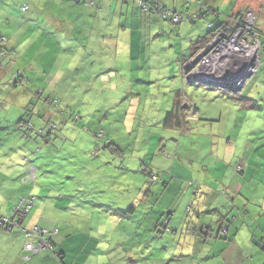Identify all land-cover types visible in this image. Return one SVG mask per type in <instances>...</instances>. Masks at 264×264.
Listing matches in <instances>:
<instances>
[{
  "label": "rangeland",
  "instance_id": "1",
  "mask_svg": "<svg viewBox=\"0 0 264 264\" xmlns=\"http://www.w3.org/2000/svg\"><path fill=\"white\" fill-rule=\"evenodd\" d=\"M159 1L165 5L174 3L171 0ZM197 1L206 3L207 8L218 11L224 14V16L230 15L231 12H234L235 15L241 11V14L251 12L255 15L254 22L256 24L258 23L260 30L264 33V0H190L192 4L189 5V7L185 5L184 0H176L175 2L180 11L182 9L185 10L184 8H188V14L190 15L196 11L194 4H196ZM37 2L38 6L29 0H0V22H6L4 16H9L11 22L6 29H1L3 32L12 34L17 33L18 29L22 27L20 21L26 20L23 26L24 28L22 27V30L25 32L23 35H17V38L20 39L19 43L25 45V48L19 49L18 52H20L19 54L25 52V56L23 59H20L18 56L13 62V65L9 66L7 72L10 74L11 71L15 73L17 71H24L26 72L27 79L30 80L29 85L25 87H10V85H13L10 81V85H2L3 88H9V99L8 102L5 99V102L8 103L7 107L9 108L14 106V111H16L18 107L24 109L27 104H21L23 99H18L16 95L14 97L12 95L17 90L23 92V89L35 91L43 89V81L39 80L41 73L38 72L42 65L46 66L49 74L50 71L55 74V69L60 68V79L66 84L68 90L61 92L60 88L62 85L59 84L56 90L46 93V98L50 96L58 100L60 109L79 113L80 118L82 117V119H80L82 123L79 121V127L76 124L72 127H78V130H64V127L61 126L62 128L58 130V133L65 135L64 137L67 138L66 141L63 143L58 142L56 146L52 144L46 145L47 147L44 152L49 154L47 156L46 168L38 170L37 182L34 186L31 181L26 180L25 182L27 183L25 184L19 181L20 186L18 194H20V196L33 194L37 198L36 206L40 205L41 201L43 202V205L41 204V217H43L44 220H42V225L44 224L50 229L51 227L57 226L60 230L59 238L68 241L65 244L66 249H64V251L68 256L73 254L74 257H78L83 253V256H85L83 263L85 264L96 263L98 259L101 264H117V261L123 262L122 264H128L129 260H125L128 259L127 257H131L133 261L132 264H191L192 259L189 257L176 263V258L173 256H169L166 258L165 262L159 263L158 259L162 258L159 257L160 253H162L160 250L161 247H159L158 251H155L157 255L153 254L148 257L149 260H140L141 258L139 257L142 256L136 253V251H123V241L121 240L123 236L119 234L124 232V227L114 222L110 217L113 216L112 214L117 210L128 212L129 207L132 205H135L137 208L141 207L138 211L142 212V209L145 208L146 205L149 206L151 203H154L155 197H149L147 200L145 192L148 190V187L154 191L162 188L163 184L161 182H152L150 177L143 172L146 167L143 162L147 163L153 171L164 172L165 175L163 174V176L165 179L168 176H174V173L170 174L166 171L171 163H168L161 156H158L161 149L166 146V142H161L162 140H158L154 135L164 133V138L171 139L173 142V144L169 143L170 145L168 147L172 146L173 148H177L180 145V141L184 139L179 149V153L185 156L184 158H197L196 160H199L208 156L210 159V157L213 156L214 159L221 160L222 162L219 164L216 171L210 170V173L206 174V184L210 183V185H208L215 192H218L221 188L217 182L214 181L220 180L222 185L226 186L227 182L230 180L227 173L231 171L235 172L236 164L243 159L241 157V151L244 149L245 142L244 140L242 141V138L236 141L235 137H233L232 140L235 142L234 146H227L226 141L228 139H225L224 142L223 139H217L213 144V142L206 137L193 135V130L188 133L189 137H187L176 130L163 129L160 125L163 116L160 103L163 100L165 102L167 100L160 94V86L161 90L166 89L164 85L172 82L170 79H167L170 75L174 76L177 74V76H179L180 74L182 80L184 79L185 70L182 63L193 54L191 51L192 44L199 38H203L208 34V25L211 22L218 24L219 20L210 12L203 18H197V21H191L187 18L177 27H174L169 21L160 20L161 23L157 25L162 29V33L158 28L157 33H154L153 40L150 39L149 36V30L151 29L145 31L149 44L146 55L154 53L160 67L165 68V72H167L165 74L167 76L160 77L156 75L159 74V71L154 72L156 64L148 63L145 65L142 57L141 59L144 65L141 67V71H134L136 67L130 66L128 56L126 55L127 63L124 64L123 61L121 64L119 63L120 68L114 73V77H111L108 82H102L103 85L108 86L107 90L98 91V88L102 87V85L99 81L95 80L92 82V85L95 87L94 90L91 93L89 92L86 98L83 99L82 96L77 97L76 88H72V86L77 85V80H75L74 74L71 75L69 72L76 69L75 66L70 64V61L72 57L76 55L77 47L76 45H70L63 48L60 44L55 45L54 41L57 43L63 42V44H65L66 40L80 37L81 33L78 27L76 29V26H80L79 23H81L82 19L77 20L75 18L77 13L84 14L83 10H87L86 12L89 16L91 14L90 12H96L99 8V2L101 1H95L96 5L93 8L90 6V8L84 7V4L75 6L73 0H37ZM111 2L112 1H110V3ZM24 4L30 6L27 13L21 12L20 10L21 6ZM128 9L130 10L131 17H133L134 12L140 14L132 0H120V2L117 0L113 2V8H106V10L112 12L110 17L111 20L108 22H118L121 15L124 16ZM32 15H34V17H32ZM155 17H157V15H153L152 19ZM28 19H33L34 21L30 24L34 25L36 30L39 29V31L35 32L36 35H33L32 30H25L28 28ZM69 20H77L76 26L72 29L67 28V24L69 25L70 23ZM92 20L94 19L92 18ZM98 21L102 20L99 19ZM124 22L125 18H123V23ZM45 26L51 28V31L49 33H40ZM62 27L65 28L62 29ZM56 30L60 32H56ZM17 38H12L11 42L13 45L17 41ZM212 39L214 38L212 37L209 42L192 55V58L204 49L206 45L212 42ZM151 42H154V45L151 46ZM44 43H46L47 46H44L46 45ZM163 45L164 48L160 49ZM158 50H160L159 55L156 53ZM109 52L111 53L112 51L110 50ZM101 59L105 61L104 57H101ZM260 62V65L264 63V49L261 52ZM189 73H191V71H186L185 74L188 75ZM141 75L145 76L149 82L158 80L155 81L154 84L148 85V88L151 87L152 89L149 96H132L128 93L121 94L120 92H117L116 95L114 94L115 88L122 86L120 84H126L130 78L133 81L135 80L133 84H141L138 82V80L141 79L140 77H143ZM49 78L52 80L53 85L58 84L59 81L54 75H50ZM8 79L9 78L6 80ZM6 80H3L2 83H7ZM252 80L253 84H251L249 91L259 98V94L263 95L264 93V66L262 70L254 74L253 78H251L248 83ZM1 89L0 87V90ZM189 89H192V93H189ZM185 91L188 97H192L194 92H199L196 94V97H194L195 101H197L198 96L202 95H206L208 98L217 97L218 100L211 99L213 101H220L223 99L227 101L226 98H228V96L222 95L223 91L220 92L216 87L211 86L205 88L202 85H194L187 87ZM89 94H91V97H88ZM205 99L206 98H201L198 104L199 110L205 107V103H208ZM182 101L186 103V97H184ZM34 102H36L34 108L37 109V112H35L37 116V113L41 111L44 106L40 105L35 98ZM219 103H223V101ZM4 106L5 104L0 102V108ZM190 109L187 110V113L193 117L194 114L193 112H189ZM47 110L46 108L45 111L47 112ZM49 111L53 118H58L60 115V111L56 112L52 109H49ZM106 116H108V119L105 118ZM15 117H17V111ZM33 121L37 122V118L33 119ZM248 123L249 120L245 121L243 126V132L246 136L248 135V131L245 132V130H248ZM253 125L255 128H257V126L260 128V134H264V123L262 120H259L257 124ZM8 126L9 128L13 127L12 125ZM190 127H193V124ZM221 127L222 126H214L213 128L206 127L200 131H194V133H209L210 130L218 132L221 131ZM100 129L105 130L104 140L112 141V146L105 150L102 149L103 144L99 143L98 147V143L87 134V131L93 133ZM10 134L11 136H8L6 141L4 138V141L0 144V163L11 162L14 165L16 161L19 160L21 165L24 166V159L28 156L25 155L26 152L24 150V144L27 140L23 136L17 144L15 131H11ZM66 134H68V136ZM12 135L14 137H12ZM259 137H261V135H259L258 138ZM29 143H31L29 144V149H31V151L33 150V153L37 150L36 144L34 142ZM159 143H162L160 147H158ZM220 145L223 147H220ZM167 149L168 148L163 149V154L175 160L177 153L175 151L169 152ZM217 149L219 150L218 155L215 153ZM96 151L98 153L97 157L95 155ZM249 152H252L251 148L248 153ZM237 155L239 157L236 158ZM32 156L31 154L30 157ZM36 157V161H39L41 155L38 154ZM179 157L181 156H178V158ZM36 161L34 160L33 163ZM164 164L168 165L166 169L162 167ZM222 164L225 166L224 169H220V165ZM215 165L216 164L213 162L212 166L215 167ZM247 167L248 164L245 165V169ZM37 168L39 167L37 166ZM44 172L46 178L41 184L39 179ZM257 172L259 173L260 171ZM223 173L224 175H222ZM182 174L186 179L190 177L193 179L194 177L193 174L188 171ZM214 174L216 177H212ZM241 184L246 186L245 181H242ZM38 189H42V195L37 194ZM49 189L51 190L50 192ZM100 193H102V195H100ZM63 195L71 199V204L67 201L66 203L62 202L64 207L68 208L59 210L55 205L61 201L60 197ZM45 197L48 198V200ZM240 198L244 200L247 197L243 193ZM46 200L47 203L44 202ZM161 202H168V200L163 198ZM59 203L61 204V202ZM96 204L99 205V208L96 213H92L94 212L93 209H95L93 207H95ZM238 204L239 207H242L247 203L245 201L239 203L238 201ZM53 207L56 209H53ZM33 210L28 220L31 219ZM139 214L140 213H136V215L133 216L131 220H127V222L136 220ZM50 221L52 222L51 224L55 225H51ZM91 221H93V225H89ZM132 226L131 224V227ZM170 238L172 241L173 238ZM148 251H146V256L152 252V250Z\"/></svg>",
  "mask_w": 264,
  "mask_h": 264
},
{
  "label": "trees",
  "instance_id": "2",
  "mask_svg": "<svg viewBox=\"0 0 264 264\" xmlns=\"http://www.w3.org/2000/svg\"><path fill=\"white\" fill-rule=\"evenodd\" d=\"M29 1L34 2L32 0ZM95 1L97 0H73V4H75V6H80L84 4V7L93 8L96 5ZM100 1L101 2H99V8L96 10V12L102 14L103 17L105 16L104 18L105 20L103 22H108L111 20L110 17L112 12L106 10V8L107 7L113 8V2L117 0H100ZM110 1L112 2L110 3ZM132 1L135 3V6L138 8L140 14L134 12L133 17H131L130 10L128 9L127 13L124 16L121 15V18L118 21H120L122 25L127 27L128 32H132L136 30L141 36L146 35L144 31H146L147 29H151V27L154 28V26L158 31L159 27L157 24L161 23L160 20L169 21L171 24L174 25V27H177L180 25L182 21H184L187 18L190 19L191 21H197L198 20L197 18H203L209 12L214 14L217 20H219V23L215 24V22H211L208 25V30H209L208 34L203 38H199V41L191 46V51L193 54H191L190 58L207 42H209L211 38L220 29L222 31L227 30V28H229L230 26L229 25L230 20L232 18H235V16L241 14L242 12L241 11L240 13H237V15H235L234 12L233 13L231 12L230 15L224 16V14H221L218 11H214L210 8H207L206 3H203L202 1L200 2L197 1L196 4L194 5L198 10L189 15L188 8H184L185 10L182 9L181 11L179 10V8H177L175 2L176 0H171L174 3L170 5H165L159 0H132ZM118 2H120V0H118ZM184 3L187 7H189V5L192 4L190 0H184ZM34 4L38 6L37 1L34 2ZM29 8H30L29 5L24 4L21 6L20 10L21 12L27 13L29 11ZM83 11L84 14L87 13L86 12L87 10H83ZM96 12H92V13H96ZM153 15H157L158 18L155 17L154 19H152ZM4 18L6 19V22L4 23L0 22V67L7 72L9 66L13 65V62L16 60L19 54L18 52L19 49L16 50L17 48L11 42L12 38L15 39V37L17 38V35L20 34L23 35L25 31L22 30V27L25 25L26 20L20 21V25L22 27L18 29L17 33L12 34L9 32L8 33L3 32V30H1V26L2 28L6 29V27L11 23L9 16H4ZM123 18H125L124 23H123ZM176 19H178V23L175 22ZM113 23L116 24L117 22H113ZM108 24L112 25V23H108ZM141 24L143 27H140ZM211 24L214 27L212 29H209V26ZM255 29L259 32L261 36V41H260L261 48L259 51V61H260L261 52L264 49L263 46L264 33L260 30L258 23L256 24ZM159 30L160 32L162 31L161 28H159ZM118 34L119 33H117V35ZM17 40L20 41L19 38H17ZM16 43L17 42H15V44ZM134 44L135 42H133L132 45ZM123 48L124 46L122 45V49L117 50L118 53L116 55V60L120 64L126 58L121 54V51L124 50ZM136 51H137L136 54L128 53L129 54L128 58L130 61H132L130 66L136 67L135 70L139 68V66H137L136 59H139L144 54L143 50L142 51L136 50ZM89 52L90 55L93 56V52L92 51ZM108 56L111 58V55ZM187 61L188 59L182 63L183 68H184V63ZM116 65L112 64V67L110 68L109 65L100 66L99 68L96 67L95 74L96 76L102 75L104 73L110 74L111 72L108 71L111 70L112 68L114 70V71L112 70V72L116 73L118 71V68H120L118 67V64ZM263 66L264 63L260 65V67L258 68L255 74H257L260 70H262ZM5 74H8L9 75L8 77L10 78L8 80H6V78L4 79L6 80L7 83L4 84L0 83V87L3 89L0 90V102L4 104H5V99L9 93L8 92L9 88H3L2 85L5 86L10 85L9 81L13 84L10 85V87L13 86L14 88H17V86L25 87L28 84V79L24 75L23 71H17L16 73L11 71L10 74L8 72ZM253 80L247 83L246 85L247 87H245V89L241 93L236 94L228 91L227 92L223 91V93H227L225 96H228L229 99L241 102L243 107L249 109V111H252L253 113L252 117H254L253 124H257L259 120H262V122L264 123V93L263 95L259 94V98H258L257 95H253L249 91L251 84H253ZM102 84L103 83H101V85ZM183 84H184V88H186L187 86H191V84H189L186 81L185 77L183 79ZM200 84L201 82H197L194 85L201 86ZM179 96H180L179 103L177 105L178 108L175 109L176 111L172 109L171 111L166 113L163 120V125L166 128L170 127L169 129H176V131L180 132L182 135H188V133L192 130V127H190L191 126L190 119L195 117L197 119L199 116V108H198L199 101L198 99L197 101H195L193 97L190 96L188 97L187 93L184 91L183 88H181V92ZM184 97H186L188 103L186 106H183L184 103L182 100ZM34 98L38 100L40 105L44 106L43 109L41 110L43 112L39 111L37 113V116L35 115L37 109L34 108L35 106L34 104L36 103L34 102ZM58 103H59L58 100L51 98L50 96L46 98L45 91L43 90L37 91V93L30 98V100L27 103V106L24 109H22L23 110L22 115L15 122V124H12L13 126L12 128H9L8 125L0 126V144L2 141H4V138L6 141L7 137L11 136L10 134L11 131H15L16 143L17 142L19 143L20 139L23 136L24 138H26L27 141L24 144L25 147L24 150L26 152L25 155H28L24 159L25 161L23 162L24 166L21 165V162H19V160H17L15 163L17 166H14L10 162L11 164L10 170L12 169V167L18 170L17 177H9L7 175L8 173L6 174L7 171L5 172L2 171L0 175V197L3 196V198H6V196L12 197L16 195L18 193L20 182L22 184H25L27 183L25 182L26 180L31 181L34 186L35 183L37 182L38 170L39 169L43 170L44 168H46V163L48 158L47 156L49 155L48 153L44 152L46 150V147L50 144L56 146L58 142L63 143L67 139L64 137L65 135H61L60 133H58V130H60V128L62 127H64V130H68V129L78 130L79 127L78 122L81 119L80 114L71 110L67 111L66 109H60V104ZM46 108L48 109L47 112L45 111ZM49 109L50 110L52 109L53 111L56 112L60 111L59 117L57 116L58 118H53ZM188 109H190L189 112H193L194 114L193 117L190 116L189 113H187ZM35 118H37V122L33 121V119ZM255 119H256V123H255ZM1 120L2 119L0 117V121ZM74 124L78 125V127L72 128ZM259 131L260 128L258 126L257 128L253 127L252 129H250L248 134V136L251 138V143L253 144L252 152H255L253 158L254 162L249 167L251 170V174L255 175V180H257L256 184L258 183L259 186L264 187V141H263L264 134H260ZM87 134L89 137L91 136L90 138H93V140L96 143H98V147H99V143L103 144L102 149L104 150L112 146L111 140H106V139L104 140L105 130L103 129H100L96 132L94 131L93 133L87 131ZM66 135L68 136V134ZM259 135H261V137L258 138ZM12 137L14 136L12 135ZM90 138L89 140L91 141ZM29 142H34L36 144L37 150L34 151L33 153H32L33 150L31 151V149H29V144H31ZM163 149L164 148H162L160 152L164 153ZM31 154L33 155L32 157H30ZM38 154H40L41 157L39 161H36V158L38 157V156L36 157V155ZM95 155L96 157L98 156L97 151L95 152ZM34 160L36 161L35 163H33ZM143 164L146 165L143 172L150 177L152 182L155 183L161 182L163 185L162 188H159L154 191L148 187V190L145 192L147 200L149 197L150 198L155 197V199L153 201L154 203H151L149 206L146 205L145 208L142 209V212L138 211V209H140L141 207L137 208L135 205H132L129 207L128 212L126 211L121 212L122 210H117L114 214H112L113 216L110 217L114 222H117L119 225H123L124 227V232L119 234L120 236H123L121 239L123 241V251H132V252L136 251V253H139L142 256L139 257L141 258L140 260H149L148 257L150 255L156 254L155 251H158L159 247H161L160 250L162 253H160V256L159 255L158 256L162 258L158 259L159 263L165 262L167 257L173 256L174 258H176L175 260L176 263L181 262L183 261V259L189 257L192 259L191 264L193 263L208 264V262L210 261L209 259H211L210 258L211 256L206 257L208 262L206 260L202 261L199 258L198 254L195 255V252H191L188 254V252L184 249L185 243L187 242L186 239H188L186 238V235L192 237L191 239L195 241H199L201 243L202 242L207 243L210 239H223V238L228 239L229 238L228 233H230L233 228L235 230L239 229L234 227L235 220L237 219L244 220L245 217H247V212L252 210L249 206V204L251 205V200L250 199L241 200V198H238L237 202L239 201V203H241L242 201H245L247 204L242 207H239V204L236 205L238 206V208L236 207L238 209L236 211L235 206H233V202H234L233 198H231L229 195H226L224 193L219 194L218 192L220 191L218 192L214 191L213 193H209V194H207L208 192H204V191L201 192L202 190L199 189V184L197 182L191 181V183H189L190 181H187L186 179H182L184 180L186 186H190V184H192V188L189 192L190 200L192 201L186 204V206L184 207L185 210L183 211L184 213H182V215L180 216L178 212L179 210L178 206L179 203L181 202V198L179 199L181 195L175 193L180 192L181 194L182 189L181 188L176 189V184H172V182H169V180H163L161 177H159L157 173L153 172V170L148 166L147 163L143 162ZM37 166L39 168H37ZM248 168L245 169V165L237 166L235 167V171L237 175H241L245 173ZM257 171L260 172L258 173ZM45 178L46 176L44 172L41 178L39 179L41 184L43 183V180ZM178 180L181 183H183L181 179ZM5 182H8L9 185L14 184L16 185V187H18L15 194L5 189L6 186L3 187ZM50 191L51 190L49 189V192ZM37 194L42 195L43 194L42 189H38ZM100 195H102V193H100ZM16 198L17 199L14 202L11 212L8 215H0V230L13 231L14 229L17 228L21 230L22 232L21 234L23 235V238L25 240V244L20 254L21 260L25 263H28L32 259L34 260L37 257L42 256L44 259V262L42 264H45L48 261H49L48 263H50L52 260H55L58 263L63 264L65 251L61 248L60 243H58L57 241L60 237L59 228H57L56 226V227H51L50 229L45 227L44 224L42 225L44 221L43 217H41L43 202L41 201L40 205L36 206L37 198L33 194H28L26 196L24 195L20 196L19 194V196ZM163 198H166L168 202L162 203L161 199ZM46 199L48 200V198ZM60 199L61 201L59 202H61V204L58 202L57 205H55V207L59 208V210L67 209L68 207H64V204H62V202L66 203L67 201L68 203L71 204V199L66 195H63L62 197H60ZM47 200L44 202L47 203ZM55 207H53V209H56ZM93 208L95 209H93L94 212L92 213H96L97 209L99 208V205L96 204V206ZM32 210H33L32 217L30 220H28ZM136 213H140L139 214L140 217L138 215L136 220L132 222H127V220H131L133 216L136 215ZM34 216L37 218L36 222L33 226H29L28 222H30ZM189 216L191 217L190 220L188 219ZM258 219L261 221V223H263L264 215L263 214L260 215ZM51 223L52 222L50 221V224ZM93 224H94L93 221L89 223V225H93ZM131 224L133 225L132 227ZM51 225H55V224H51ZM35 228H38L41 231L40 235L42 236L29 237L28 234L32 233L35 230ZM42 231H45L46 234H44V232ZM262 231H260L261 236L263 235L264 232ZM168 236L172 237L173 240L171 241V238ZM40 241L47 242V247L45 249L37 250V252L28 251L26 249V246L29 243H32L36 247H38V243ZM64 241L68 242L66 240ZM261 241H264L263 237L261 238ZM65 244H63L64 247ZM148 250L149 251L152 250V252L149 253L148 256H146V251ZM127 258L128 259L125 260H129L128 264H132L133 261L131 260V257L130 258L127 257ZM122 263L123 262L117 261V264H122Z\"/></svg>",
  "mask_w": 264,
  "mask_h": 264
},
{
  "label": "crops",
  "instance_id": "3",
  "mask_svg": "<svg viewBox=\"0 0 264 264\" xmlns=\"http://www.w3.org/2000/svg\"><path fill=\"white\" fill-rule=\"evenodd\" d=\"M36 2L37 0H32ZM196 8V7H195ZM198 9H196L197 11ZM92 13V12H90ZM96 15V16H95ZM34 17V15H32ZM77 20L82 19L81 23L79 25L81 26H76V21H70L69 20V25L67 24V28H73L76 26L79 28L80 31V37H76L70 40H66V43L63 44V42H56L54 41L55 45L60 44V46H63V48H66L70 45H76L77 47V53L72 57V60L70 61V64L75 66L76 69L73 71H69L71 75L74 74L75 80H77V85L72 86V88H76L77 92V97L82 96L83 99L86 98V95L94 90V86L92 85V82L97 80L99 82H108L111 77H114V73L112 72L113 68L109 70L108 72H111L110 74H102V75H97L96 76V67L99 68L100 66H108L109 68L112 67V64L116 65L119 63L116 60V55L118 53L117 50L122 49V45L124 46V50L121 51V54L126 57L123 62L124 64L127 63V56L129 55L128 53H134L136 54L137 51H144V54L142 56L145 65L148 63H154L155 68L154 72L159 71L160 77L167 76L165 73V68L160 67L158 63V59L155 57L154 53H150L149 55H146L147 53V47L149 46L148 44V37L146 35L141 36L136 30L132 32H128L127 27L122 25L120 21H118L116 24L112 23V25L108 24L109 22H102L105 19V16L103 17L102 14L96 12L92 13L88 16V14H78L75 17ZM92 18L94 20H92ZM84 19V20H83ZM101 19L102 21H98ZM28 28L26 31L32 30L33 35H36V31H39V29H35L34 25H31L30 23L33 22V19L28 20ZM140 27H143L142 24ZM65 27H62L64 29ZM2 29V26H1ZM51 31V28L45 26L43 28V31L40 33H49ZM157 29L154 27H151V30H149V36L150 39L153 40L154 33H156ZM56 32H60L57 31ZM145 32V31H144ZM117 33H119L117 35ZM162 33V32H161ZM199 41V39L193 43L192 45L196 44ZM17 43L14 44L17 49H24L25 45L23 43H19L20 41L17 40ZM133 42H135L134 45ZM46 44V43H44ZM150 45H154V42L150 43ZM44 46H47L44 45ZM164 48V45L161 46L160 49ZM66 50V49H65ZM112 51L111 53L109 51ZM93 52V56L90 55V52ZM20 53V52H19ZM156 53L158 55L160 54V50H158ZM111 55V58L108 56ZM127 55V56H126ZM20 59H23L25 56V52H22V54L18 55ZM17 56V57H18ZM100 56V58H99ZM101 57L105 58V61L101 59ZM121 57V56H120ZM129 59V58H128ZM137 66V72L141 71V67L144 65L141 57L139 59H136ZM185 61V60H184ZM183 61V62H184ZM129 63L131 65L132 61L129 60ZM52 65V62H51ZM54 65V64H53ZM117 66V65H116ZM166 67V66H165ZM60 69V68H59ZM59 69H55V74H53L52 71L47 70L45 65L41 66V69L38 71L41 73L39 80L43 81V90L45 93L51 92L53 90H56L61 84V92L67 91L68 88L66 84L63 83V80H61V76L59 74ZM114 71V70H113ZM164 71V72H163ZM76 72V74H75ZM162 72V74H161ZM4 69L0 67V81H3L5 78H10L8 77V74ZM24 75L26 76V72H24ZM50 75H54L56 79L59 81L58 84L53 85L52 80L49 78ZM143 76V75H141ZM171 76V77H170ZM169 78L172 82L164 85V88L161 90L160 86V94L165 97L167 100L166 102L163 100L160 103V108L163 110V116L160 122V125L162 126L163 129L166 130H176V129H169L166 128L163 125V120L167 112L171 111L172 109L175 110L177 109V105L179 103V98H180V92L181 88H184L182 76L179 74V76L176 75H170ZM178 77V78H177ZM141 79L138 80L141 84L135 85L133 84V81L131 78L128 80L126 84H120L122 86H119L118 88H115L114 94L116 95L117 92H120L121 94L128 93L132 96H149V93L152 91L151 87L148 88V85H152L155 83L154 82H149L148 79L143 76L140 77ZM176 78V79H175ZM2 83V82H0ZM30 80L28 79V84L29 85ZM163 84V82H162ZM41 85V84H40ZM95 85V84H94ZM247 87V86H246ZM108 88L107 85H103L102 87L98 88V91H106ZM38 90V91H40ZM184 90V91H185ZM149 91V92H148ZM186 92V91H185ZM37 91L35 90H27L23 89V92L16 91L12 96L14 97L15 95L18 97V99H23L21 101V104L25 105L28 103L31 97H33ZM187 93V92H186ZM189 93H192V89H189ZM199 92H194L192 94V97H196V94ZM222 94V93H221ZM227 93H223L222 95L225 96ZM9 93L6 97V101L8 102ZM88 97H91V94H89ZM191 97V96H190ZM227 97V96H226ZM201 98H206L205 101L208 103H205V107L200 108L199 110V116L196 119L191 118L190 122L191 125L193 124L192 130H193V135H198L199 137H206L209 139L213 144L217 141V139H223V142L225 139H228L227 146H234L235 142L233 137H235V140L242 138V141L244 140L245 146L244 149L241 151V157L243 158L236 164L237 166H244L248 164V167L252 165L254 162V153L255 152H249V149L253 150V144L251 143V138L247 135L244 134L243 132V126L245 121L249 120L248 123V134L250 129H252L254 126L253 124V113L252 111H249V109L245 108L242 106L241 102L235 101L229 98L220 100V101H213V100H218L217 97H210L206 95L198 96L197 99L200 100ZM213 99V100H211ZM223 101V103H219ZM7 102H5V106L3 108H0V126H5V125H12L14 124L15 121H17L23 113L22 108L18 107L17 108V117L16 111H14V106L12 108L7 107ZM20 103V102H19ZM198 103V104H199ZM107 108V107H104ZM176 111V110H175ZM249 117V118H247ZM108 119V116L105 117ZM82 119V117H81ZM214 126H222L221 131L214 132L213 130H210L209 133H194V131H200L201 129L204 128H213ZM156 138L161 142H166V146L164 148H168L167 150L169 152L175 151L176 158L175 160L170 158V156H165L163 152H160L158 156H161L163 159H165L168 163H171V165L167 168V164H164L162 167L166 169V171L170 174L174 173V176L172 177H165L163 176L164 172H158V171H153L154 173H157L159 177H161L163 180H169V182H172V184H176V189L181 188L182 192L175 193L181 195L179 199L181 198V202L179 203L178 206V212L180 216L183 211L185 210L184 207L188 202L192 201L190 200V195L189 192L192 188V184L190 186H186L184 180L186 179L183 177V172L188 171L189 173L193 174V179L190 177L189 179H186L187 181H195L199 184V189L202 190L201 192H208L213 193V189L209 186L210 183L206 184V177L208 173H210V170L216 171L217 167L219 164L222 162L221 160H216L214 159L213 156L210 157H205L199 160H196L195 158H184L185 156L181 155L179 153V149L181 146V143L184 141L182 139L180 141V145L177 148H173L172 146L168 147L170 144H173L171 139H165V134L164 133H159L158 135H154ZM162 136V137H161ZM189 137L188 135H186ZM184 137V136H183ZM189 139V138H188ZM170 140V142H169ZM190 140V139H189ZM170 143V144H169ZM162 143H159V146H161ZM220 147H223L220 145ZM219 147V149H220ZM218 149L215 150V153L218 155ZM213 155V154H211ZM178 156H181L178 158ZM239 157L238 155L236 158ZM172 159V160H171ZM214 159V161H213ZM177 160V161H176ZM213 162L216 164L215 167L212 166ZM4 165V166H3ZM10 162L6 163H0V175L2 171H7L6 174L9 177H17L18 170L13 168L10 170ZM14 166H17L14 164ZM247 167V168H248ZM225 166L222 164L220 165V169H224ZM204 173V174H203ZM201 174V175H200ZM165 175V174H164ZM224 175V173L222 174ZM228 177L230 178L229 182H227L226 186L222 185V182L220 180L214 181L217 182L221 190H219V193H224L226 195H229L231 198H233V206H235V210L237 211L238 209V198H240L241 194L244 193V195L247 197L245 199H250L251 200V205L249 204L250 208L252 209L251 211L247 212V217L245 219H237L235 220L234 227L239 228L238 230H235L234 228L229 230V238L228 239H210L207 243L204 242H199L191 239L192 237H189L186 235V242L184 249L189 253L195 252V255L198 254L199 258L203 261L208 260L206 257H210V261L208 264H264V241H261V238H264V219L263 223L258 219L260 215H264V187L259 186L258 183L256 184L255 180V175L251 174L250 167L246 170L245 173L241 175H237L236 171L235 172H228L227 173ZM212 177H216L215 174ZM178 179H181L183 183H181ZM212 179V178H211ZM171 180V181H170ZM242 181L246 182V186H243L241 184ZM203 183V184H200ZM11 185V184H10ZM8 182H5L4 186H6L5 189L11 191V193L16 192L17 188L16 185H11L10 186ZM180 185V186H179ZM205 194V193H203ZM19 194L17 193L16 195L9 197L6 196V198L0 197V215H8L11 212V209L14 205L15 200L17 199ZM207 196V195H205ZM192 199V198H191ZM203 205V203H202ZM237 207V208H236ZM38 215V214H35ZM36 217L34 216L30 222H28L29 226H33L36 222ZM188 219L190 220L191 217L189 216ZM45 226V225H44ZM46 227V226H45ZM263 230V231H262ZM260 231L263 232V235L261 236ZM20 229H14L13 231H6V230H0V264H42L44 262V259L42 256L37 257L36 259H32L30 262L25 263L21 260L20 254L23 249V246L25 244V240L23 238V235L21 234ZM184 236V235H183ZM58 243H60L61 248L64 250L66 249L63 244L66 242L63 239H58ZM172 253V252H171ZM94 256V254H93ZM85 256H83V253H81L80 256L74 257L73 254H68L65 252L64 258H63V264H85L83 263ZM52 260V259H51ZM49 262V261H48ZM46 262L45 264H60L55 260H52L50 263ZM92 264H101L99 259L97 260L96 263ZM103 264V263H102Z\"/></svg>",
  "mask_w": 264,
  "mask_h": 264
},
{
  "label": "built area",
  "instance_id": "4",
  "mask_svg": "<svg viewBox=\"0 0 264 264\" xmlns=\"http://www.w3.org/2000/svg\"><path fill=\"white\" fill-rule=\"evenodd\" d=\"M255 15L251 12L239 14L230 20L227 30H219L204 49L190 58L184 64V77L189 84L200 85L205 88L216 87L220 92L228 91L236 93L237 85L227 84L225 74L227 72L237 74L247 69L254 74L260 66L259 51L261 48V36L255 29ZM178 23V19L175 20ZM214 26L211 24L209 29ZM195 63V64H194ZM186 71H191L186 75ZM191 82V83H190ZM218 84V85H216ZM183 106L188 103L183 102ZM38 228L28 234L29 237H40ZM44 234H46L45 231ZM47 247L46 241H40L38 247L29 243L26 246L28 251L37 252Z\"/></svg>",
  "mask_w": 264,
  "mask_h": 264
},
{
  "label": "water",
  "instance_id": "5",
  "mask_svg": "<svg viewBox=\"0 0 264 264\" xmlns=\"http://www.w3.org/2000/svg\"><path fill=\"white\" fill-rule=\"evenodd\" d=\"M195 64V63H194ZM254 73L250 72L247 69L241 70L239 73L234 74L227 72L225 74L226 82L227 84H230L229 86L237 85L238 91L237 93H240L247 85L248 81L253 78ZM193 86V84H191Z\"/></svg>",
  "mask_w": 264,
  "mask_h": 264
},
{
  "label": "clouds",
  "instance_id": "6",
  "mask_svg": "<svg viewBox=\"0 0 264 264\" xmlns=\"http://www.w3.org/2000/svg\"><path fill=\"white\" fill-rule=\"evenodd\" d=\"M189 59H190V58H189ZM189 59H188V60H189Z\"/></svg>",
  "mask_w": 264,
  "mask_h": 264
},
{
  "label": "bare ground",
  "instance_id": "7",
  "mask_svg": "<svg viewBox=\"0 0 264 264\" xmlns=\"http://www.w3.org/2000/svg\"><path fill=\"white\" fill-rule=\"evenodd\" d=\"M227 92V91H226Z\"/></svg>",
  "mask_w": 264,
  "mask_h": 264
}]
</instances>
